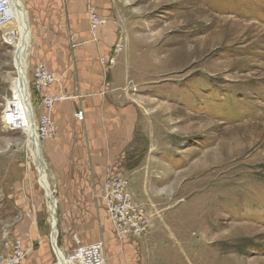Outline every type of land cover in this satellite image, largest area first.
<instances>
[{
  "label": "rangeland",
  "instance_id": "obj_1",
  "mask_svg": "<svg viewBox=\"0 0 264 264\" xmlns=\"http://www.w3.org/2000/svg\"><path fill=\"white\" fill-rule=\"evenodd\" d=\"M95 6L126 39L114 68L102 66L101 57L99 65L127 78L125 90L137 94L146 115L127 159L132 172L124 176L149 225L141 240L129 243L107 219L87 230L96 236L83 244L104 243L108 264H264V0H100ZM5 38L4 28L0 256L7 241L23 243L21 233L30 231L22 264H59L21 95L12 102L18 74ZM15 112L17 130H11L4 119ZM58 232L57 247L68 258L77 248L72 232ZM41 249L46 254L39 258Z\"/></svg>",
  "mask_w": 264,
  "mask_h": 264
},
{
  "label": "crops",
  "instance_id": "obj_2",
  "mask_svg": "<svg viewBox=\"0 0 264 264\" xmlns=\"http://www.w3.org/2000/svg\"><path fill=\"white\" fill-rule=\"evenodd\" d=\"M89 4L97 8L100 0H19L32 37L28 69L44 64L56 72L61 80L44 94L67 98L55 105L52 119L57 135L42 142V153L57 200V230H70L82 243L96 236L87 230L104 227L108 219L103 199L105 180L124 175L126 170L132 172V162L127 159H132L138 147L146 117L137 94L130 88L125 90L127 78L116 69L99 65L98 59L109 56L123 35L106 25L98 40L92 41ZM40 101L37 96V115L44 113ZM79 112L83 120L76 118ZM29 232L20 235L27 252ZM45 254L44 249L39 250V258Z\"/></svg>",
  "mask_w": 264,
  "mask_h": 264
},
{
  "label": "built area",
  "instance_id": "obj_3",
  "mask_svg": "<svg viewBox=\"0 0 264 264\" xmlns=\"http://www.w3.org/2000/svg\"><path fill=\"white\" fill-rule=\"evenodd\" d=\"M13 8V0H0V30L14 21ZM88 19L91 38L95 42L98 40L101 30L107 25V21L93 7H89ZM125 48L126 39L124 36H120L111 54L100 58L102 66L108 69L114 68L118 63L117 57L125 52ZM31 74L33 91L36 96H40V105L44 109V113L36 118L37 136L42 144V142L56 137L57 126L52 119V112L57 103L63 102L67 98L62 95L44 94L53 85L59 83L60 76L56 72L51 71L44 64H39ZM17 118H10L7 115L6 121L3 118L4 125L11 130H17L13 127L14 122L19 121L16 120ZM76 118L83 120V113H77ZM103 187L106 213L115 235L123 242L134 243L141 240L149 225L148 216L145 207L135 203L128 179L121 174L111 175L105 180ZM74 240L77 248L68 257L72 264H108L104 243L96 242L84 245L76 236ZM5 247L8 251L0 256V264H22L24 262L28 252L21 240L11 239L6 242Z\"/></svg>",
  "mask_w": 264,
  "mask_h": 264
},
{
  "label": "bare ground",
  "instance_id": "obj_4",
  "mask_svg": "<svg viewBox=\"0 0 264 264\" xmlns=\"http://www.w3.org/2000/svg\"><path fill=\"white\" fill-rule=\"evenodd\" d=\"M19 5V0H18ZM14 5L13 12L15 19L5 28L6 38L5 40L14 47L15 54V66L17 69V81L15 88L12 91V102H16L19 94L21 95L24 109L27 114L28 122L26 123L27 143L29 151L31 154V159L34 162L37 171H39V178L42 183L43 189H50V194H46V198L49 203L50 209V221H51V231H52V240L53 247L56 251V256L59 260V264H72V261L66 260V258L61 253L60 249L56 244V236L58 234L57 230V200L54 197V192L50 187L48 182V173L46 170V164L42 154V144L40 143L37 136V124L36 116L34 115V109L30 100V89H29V80H28V63H29V54L28 50L31 45V31L29 28V20L27 13L21 8V5ZM108 262V261H107Z\"/></svg>",
  "mask_w": 264,
  "mask_h": 264
},
{
  "label": "water",
  "instance_id": "obj_5",
  "mask_svg": "<svg viewBox=\"0 0 264 264\" xmlns=\"http://www.w3.org/2000/svg\"><path fill=\"white\" fill-rule=\"evenodd\" d=\"M14 1V5L16 6L18 3H17V0H13ZM18 112H15V115H17L18 119H19V115L17 114ZM46 194L49 195L50 194V189L47 188L46 190Z\"/></svg>",
  "mask_w": 264,
  "mask_h": 264
}]
</instances>
